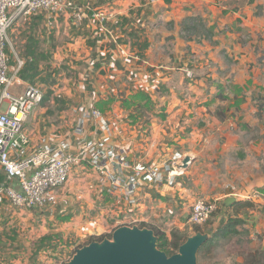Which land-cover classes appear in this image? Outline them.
Wrapping results in <instances>:
<instances>
[{"label":"crops","instance_id":"0c3cea01","mask_svg":"<svg viewBox=\"0 0 264 264\" xmlns=\"http://www.w3.org/2000/svg\"><path fill=\"white\" fill-rule=\"evenodd\" d=\"M71 1L83 6L81 18L52 19L38 13L26 21L17 19L9 31L10 41L24 32L27 48L22 57L15 52L23 65L13 93L28 84L41 86L33 73L45 78L55 68L74 71L61 81L69 109L42 102L41 86L44 97L24 123L29 144L44 137L49 142L60 139L72 125L74 110L95 107L107 117L113 137L132 163L162 166L174 153L189 162L173 181L143 182L132 207L121 187L109 195V183L101 182L104 173L80 165L72 168L56 203L47 208L22 210L0 202V264H52L51 258L35 253L33 236L49 230H62L64 236L84 229L110 233L123 226L126 216L134 217L140 228L187 238L189 210L197 196L217 203L210 226L198 232L210 237L228 219L237 218L236 235H247L241 241L247 258L230 253L215 259L216 264H254L258 255L264 264V169L260 163L245 171L225 165L231 143L219 141L231 127L222 114L225 104H238L257 85L264 88V79L246 66L251 36L263 31L264 37V18L253 16L249 1L242 5V0ZM95 11L110 13L104 26L93 18ZM191 18L200 25L190 24ZM243 36L249 40L241 42ZM108 173L113 175V169ZM3 182L18 188L0 168ZM227 185L235 186L239 197ZM252 192L259 195L246 201L250 207L236 210L233 202L225 204L228 198L245 201L241 197ZM89 211L96 213L93 222ZM234 236L229 243L237 241Z\"/></svg>","mask_w":264,"mask_h":264},{"label":"built area","instance_id":"2783aa9c","mask_svg":"<svg viewBox=\"0 0 264 264\" xmlns=\"http://www.w3.org/2000/svg\"><path fill=\"white\" fill-rule=\"evenodd\" d=\"M83 12V6L71 0H0V168L18 185L15 188L10 183H0V202L7 201L16 209H44L56 203L57 191L66 185L72 168L77 165L104 173L101 182L105 184L106 179L109 183V195H114L121 187L122 197L130 207L137 204L138 190L143 182L160 185L173 181L183 172V158L179 159L180 155L175 153L162 166L132 163L127 151L113 137L107 117L95 107L74 110L72 125L60 139L49 142L44 137L33 146L29 144L24 123L41 103L44 90L34 83L26 85L20 93L12 92L23 61L13 49L9 31L17 19L26 21L38 13H47L52 19L59 15L79 19ZM92 16L104 26L110 13L95 11ZM11 54L15 61L13 68L9 63ZM2 105H5L4 110H1ZM110 169L113 175L108 173ZM227 187L234 197H239L233 186ZM258 195L252 192L241 198L252 201ZM216 209V201L198 197L190 206L188 223L191 226L205 224ZM124 220L122 225L125 226H133L136 222L131 216Z\"/></svg>","mask_w":264,"mask_h":264},{"label":"rangeland","instance_id":"374dc122","mask_svg":"<svg viewBox=\"0 0 264 264\" xmlns=\"http://www.w3.org/2000/svg\"><path fill=\"white\" fill-rule=\"evenodd\" d=\"M246 1L249 2L246 3ZM243 3H246V6H248L252 11L253 16L264 18V0H242L241 4L245 5ZM195 20V18H191V20L188 22H190V24H193L194 26H199L200 23L196 22ZM223 30L225 31L226 29L223 28ZM262 33L263 31H259L256 33L255 37L251 36V38H253H250L251 60L246 63L248 70L251 69L252 74L256 72L259 78H261L260 80L264 79V37L262 36ZM18 35V39L12 38L11 43L15 52L22 57L25 51H27V48L23 47L26 41V34L21 31V33H19ZM241 38V42L249 40L245 39L244 36ZM13 59V55L11 54V65H13ZM50 71L52 72L50 74H47L45 78L40 76L41 73L32 74V76L38 78L41 86L45 88V97L42 102H44L46 105L47 103L52 104L54 102L53 107L55 109V106H64L65 108L69 109L68 107L70 103L66 101L64 96H62L61 94L62 90L64 89L62 85L63 82L61 81L63 78L69 79L71 76H73L74 71L68 67H60V69L55 68ZM53 72L55 73L54 76H52ZM60 74H62L63 76ZM245 95L246 98L244 97ZM70 96L71 95L67 94V97ZM244 96L241 98L238 104H235L233 106H231L230 104L227 105L226 103L222 112L223 116L227 118L225 123L231 126L229 128L230 130L228 131L226 127L222 137L219 138V141L224 142L225 140H229L231 143L226 148L225 165H229L235 168L237 167V165H239L241 166L242 171H245L253 167L254 164L260 163V167L264 169V88L262 87V85H257V87H255L254 89L250 88L248 90V93L244 94ZM252 146H255V149H253ZM233 187L234 190H236L235 186ZM60 190L61 189H59L57 192H60ZM198 197L205 198V196H197V198ZM88 214L90 221H95L94 219L96 218V213L94 211H89ZM105 219L107 222L110 221L109 217H105L104 220ZM212 220L213 218L210 220V223ZM208 226H210L208 222L200 226L192 225L191 227L185 228V233L187 236H189L191 232L194 234L196 229L201 230L207 228ZM92 233L94 232L91 229H84L79 232H68L66 236H64L62 234V230H49L48 234H46L45 236H33V248H36L35 253L39 255L41 253V256H47L51 258L53 261L52 264H65L74 254V250H76L77 247L84 245L88 236L95 235ZM111 234L112 231L110 233H101L96 236H103L104 238L110 239ZM246 238L247 235L241 232L240 235L234 236V239H237V241L234 243H229L230 239L232 238H229L227 240L222 239L220 240L222 241L220 242V244H214V249H212L213 251L210 250L209 252H200L197 255V261L199 264H216L215 259L219 257L223 258L226 254L230 253H236L237 256H244L245 258H247L249 256V253L245 254L247 253V251L245 250L246 246H244V242L241 243V241H245ZM239 247L243 248L239 250ZM261 258V255L254 256V264H262Z\"/></svg>","mask_w":264,"mask_h":264},{"label":"water","instance_id":"95a60500","mask_svg":"<svg viewBox=\"0 0 264 264\" xmlns=\"http://www.w3.org/2000/svg\"><path fill=\"white\" fill-rule=\"evenodd\" d=\"M189 158L182 160L186 168ZM234 198L225 202L229 205ZM207 233L196 232L188 236L172 255L157 248L153 230L138 226H119L111 237L91 241L77 248L65 264H199L198 250L208 240Z\"/></svg>","mask_w":264,"mask_h":264},{"label":"trees","instance_id":"16d2710c","mask_svg":"<svg viewBox=\"0 0 264 264\" xmlns=\"http://www.w3.org/2000/svg\"><path fill=\"white\" fill-rule=\"evenodd\" d=\"M19 75L23 76L22 71H20ZM230 206H233L237 210V209L250 207L252 206V204L246 201L237 200V201H234ZM240 222L241 221L237 218L228 219L226 223L222 224L215 231L212 232L208 240L198 250V254L202 251L209 252L211 250V247L215 244V242L221 239L230 238L238 234L237 226L238 224H240ZM198 231L200 230L199 229L195 230V232H198ZM153 232H154V235L157 237V243H156L157 248L165 252L168 256L174 254L177 251L179 245L183 243L184 240L186 239V237H179L175 234H172L170 238H168L155 229L153 230ZM103 238H104L103 236H100V237H97L95 235L89 236L86 239V242L84 243V245L88 244L91 241H100Z\"/></svg>","mask_w":264,"mask_h":264}]
</instances>
